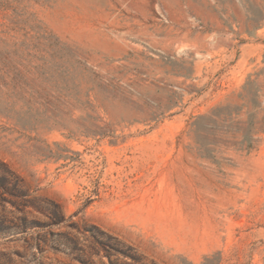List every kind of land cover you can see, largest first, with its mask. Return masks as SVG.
Segmentation results:
<instances>
[{"label":"rangeland","instance_id":"1","mask_svg":"<svg viewBox=\"0 0 264 264\" xmlns=\"http://www.w3.org/2000/svg\"><path fill=\"white\" fill-rule=\"evenodd\" d=\"M0 162V264H264V0H0Z\"/></svg>","mask_w":264,"mask_h":264},{"label":"trees","instance_id":"2","mask_svg":"<svg viewBox=\"0 0 264 264\" xmlns=\"http://www.w3.org/2000/svg\"><path fill=\"white\" fill-rule=\"evenodd\" d=\"M7 186H13V187L7 188ZM0 187L4 193L10 194L16 197H20L23 199H30V200H27L28 203H26V206H30L35 209H41L42 206H39V204H37V200H34V198H27L29 193L26 190V187L23 183L22 178H20V176L17 175L14 171L10 170L4 162H0ZM17 191L19 192L17 193ZM45 202L49 203L51 206L42 208V209L47 212L49 211L48 213L50 215L57 217L58 218L57 221H61L62 215L60 213V209L58 205L50 200H45ZM94 229L96 230L95 227H92V229H89L88 231H90L93 234ZM109 247H112V246H109ZM122 254L126 257L132 258L135 262L140 261L139 258L133 256L132 254H129L128 252H122Z\"/></svg>","mask_w":264,"mask_h":264}]
</instances>
